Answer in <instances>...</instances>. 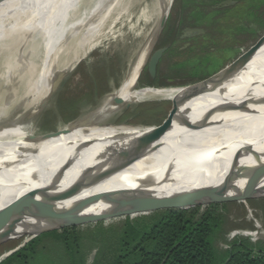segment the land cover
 I'll list each match as a JSON object with an SVG mask.
<instances>
[{
    "label": "bare ground",
    "instance_id": "bare-ground-1",
    "mask_svg": "<svg viewBox=\"0 0 264 264\" xmlns=\"http://www.w3.org/2000/svg\"><path fill=\"white\" fill-rule=\"evenodd\" d=\"M120 1L0 0V89L2 83L11 85L21 76L23 84L33 81L39 89L49 92V97L56 73L67 62L81 58L95 46H102L112 34L113 38L121 37L125 21L130 32L147 38L144 49L112 93L111 97L118 96L126 102L121 107L108 99L91 116L78 118L71 126L49 133L48 136L55 137L48 140L46 136L26 133L18 123L0 126V138L7 136L12 145L10 151L4 142L0 143V209L26 199L61 198L55 203L58 205L79 196L88 202L98 188L110 184L146 188L148 195L140 199H146L148 206L164 198L177 201L204 197L213 201L225 196L243 197L253 190L264 191V139H257L264 135V75L240 74L237 70L217 85L200 106L217 112V120L212 124L220 119H230L231 124L227 128L221 126L217 132H212L216 125L204 127L198 133L197 138H202L199 141L188 138L196 114L189 118L190 131H183L184 122L178 130L156 131L155 137L150 136L147 141H144L146 136L156 128H114L117 117L141 97L172 99L181 93L186 99L197 90V85H193L177 93L167 87L139 91L137 78L153 45V40L148 38L150 29L146 33L144 30L151 20L147 18V7L142 6L146 0H131L142 7L126 14L119 9ZM163 1L156 14L154 24L158 20V25L154 33L161 28L172 3V0ZM263 49L264 46L258 50ZM258 50L255 54H259ZM240 80L250 84L244 83L242 88L238 85ZM233 121L238 123L236 129ZM38 139L42 142L29 146ZM260 171L263 173L258 175ZM31 191L37 193L32 195ZM173 193L179 195L173 197ZM136 200L139 198L93 201L82 213H97L105 209L104 205ZM21 223L14 229L0 230V241Z\"/></svg>",
    "mask_w": 264,
    "mask_h": 264
},
{
    "label": "rangeland",
    "instance_id": "rangeland-1",
    "mask_svg": "<svg viewBox=\"0 0 264 264\" xmlns=\"http://www.w3.org/2000/svg\"><path fill=\"white\" fill-rule=\"evenodd\" d=\"M255 2L256 0H241L237 3H227L218 13L214 14L209 12L212 8L208 11V3L203 0L185 1L183 3L185 4L184 7H182L181 2L176 3L173 0L172 5L171 3L169 4L171 7L169 6L167 9L166 14H168L165 24H169L167 27L175 25L178 29V36L174 44L163 52L159 60L158 67L161 77L165 78L169 84L177 82L189 83L206 79L209 81L219 78L237 58L264 35V8L261 9L259 17L255 16ZM162 4H164L162 0H146V3L142 5L148 9L147 18L151 20V24H154L156 14ZM137 6H139L138 3L135 4L131 0H122L120 1L119 9L120 11L125 10L124 14L131 11L135 13L142 7ZM199 10L203 12L199 14ZM257 21L258 25L256 24ZM151 24L148 23L144 30L146 33L150 29L149 35H147L152 40L158 20L152 28ZM127 25L128 23L125 21L122 25L123 35L121 37L113 38L112 34L102 46H95L84 56L76 59L77 61L71 60L67 62L60 70L61 72L56 73V78L54 74L56 81L49 97V92H46L45 89H39L33 81L23 84L22 79H19L21 76H18L17 81L11 85L2 83L0 89V126L6 123H18L24 127L26 133L32 136H46L45 140H48L55 137V135L48 136L49 133L71 126L78 118L86 115L91 116L98 105L101 103L105 104L111 100L112 93L115 92L129 68L139 56L140 51L145 47L147 38L144 35H134L129 31ZM161 34L157 43L164 39L163 34ZM263 46L264 44L261 47ZM258 51L259 54L253 55L238 68L240 74L254 73L264 75V49ZM145 69L143 68L141 71L138 80L139 84L145 81ZM244 83H246L245 80L238 81V85L242 88ZM246 84L249 85L250 82ZM146 88V86L143 87L142 85L138 87L139 91ZM185 88L188 87L170 86L166 89L177 93V91ZM217 88L218 86L208 85V89L204 90L205 92L203 91L194 97L191 96L186 99L183 98L184 95L181 93H178L172 99L152 100L147 97H141L139 102L130 104V107L117 117L114 128L116 130H123L126 127L158 129L157 125L171 123L167 129L177 128L178 130L179 126L185 122V119L189 120L192 115L196 114L193 124L194 129H190L193 131H191L188 138L199 141L202 138H197L199 136L198 133L204 127L216 125L212 127V130H214L212 132H217L221 130V126L224 125V128H227V125L231 124L230 119H220L217 124H212V122L217 120V112L200 106L201 102L210 97V94ZM251 89L252 92H256L254 85H252ZM232 124L235 125L236 129L238 123L233 121ZM206 132L211 133V131ZM18 139H21L20 136ZM257 139H264V135ZM1 142H4L7 145H5L6 149L11 151V141L7 136L1 137ZM41 142L42 139H38L29 146L31 147ZM118 187L120 186L111 184L101 186L88 202L100 201L109 193L117 190ZM25 191L26 189L22 190V192ZM35 193L37 192L31 191L30 194L33 195ZM177 195L179 194L174 193L173 197H177ZM138 198L140 199L141 196L132 198V195H126L117 200L121 202L124 199ZM65 201L67 204H58L56 209L84 202L79 196H73L72 199ZM210 204L212 203L195 204L191 208L198 207L199 213H203ZM221 204H225L222 206L224 207L222 212L227 215L228 221L234 223L235 226H241L246 223L251 224L253 228H230L225 234L224 241L219 240L217 242L219 246L226 248L228 247L227 242L238 238H245L251 243L264 244V198L229 201ZM136 215L129 217H135ZM125 218L126 216L107 219L103 221V224L116 223L121 225ZM25 221H28L29 224H26ZM88 225L89 223L80 224L78 229L83 232L92 230V226L89 227ZM49 227H52L50 223L29 217L26 218L9 237L4 239V241H0V261L9 255L6 252L10 248H15L17 244H20L19 248H21L35 239L33 242L35 250L33 256L28 259V262H17V264H68V256L62 247L56 244L57 242L51 232L53 229H46ZM235 230H240V234L235 232ZM23 235L25 236L21 240H16ZM92 244L89 239L83 241L84 252H86L89 264V259H91L92 255Z\"/></svg>",
    "mask_w": 264,
    "mask_h": 264
},
{
    "label": "trees",
    "instance_id": "trees-1",
    "mask_svg": "<svg viewBox=\"0 0 264 264\" xmlns=\"http://www.w3.org/2000/svg\"><path fill=\"white\" fill-rule=\"evenodd\" d=\"M185 1L188 0H175L176 3L181 2L182 7L185 6L183 4ZM203 1L208 3V11L212 8L209 12L216 14L227 3H237L241 0ZM254 5L255 16L259 17L261 9L264 8V0H256ZM167 26L169 24L166 23L162 30L164 39L157 43L156 48L169 49L176 41L177 27ZM158 66L159 62L154 77L145 69V81L140 85L166 88L198 82L169 84L161 77ZM123 194L137 198L147 196L148 190L139 185H122L100 201L117 200L122 198ZM195 200L201 203L210 202L204 197ZM223 205L212 203L203 213H199L198 207L160 209L135 217L126 216L121 225L116 223L104 225L103 221H98L89 223L88 226H92V230L85 232L78 229L80 224L56 227L51 232L56 244L61 246L68 256V264H89L83 247L85 239L93 243L90 264H264L263 243H251L245 238H238L227 242L226 248L217 244L219 240L224 241L225 234L230 228H253L251 224L235 226L228 221L227 215L222 212ZM25 235L16 240H21ZM34 241L35 239L9 254L0 261V264L28 262L35 253Z\"/></svg>",
    "mask_w": 264,
    "mask_h": 264
},
{
    "label": "water",
    "instance_id": "water-1",
    "mask_svg": "<svg viewBox=\"0 0 264 264\" xmlns=\"http://www.w3.org/2000/svg\"><path fill=\"white\" fill-rule=\"evenodd\" d=\"M173 1V0H172ZM172 5V3H171ZM171 7V6H170ZM168 14V13H167ZM167 18V15H166ZM166 18L159 29L152 38L153 45L148 56L146 63L141 68L147 69V72L151 77H154L157 69L158 62L163 55V52L166 50V47H159L155 48L157 41L160 37V34L164 28ZM264 44V35L260 37L246 52H244L239 58H237L230 67L224 72L219 78L215 80H201L196 83L190 85H183L179 86V88L183 87H191L193 85H198L197 90L192 94V97L198 95L199 93L203 92L204 90L208 89V85L215 87L220 83L224 82L229 76L233 75L237 72L238 68L241 67L243 63L248 61L256 51ZM141 74V72H140ZM139 74V76H140ZM139 76L137 81L139 80ZM211 79V78H209ZM139 83V82H138ZM146 86V85H143ZM146 87H154V86H146ZM154 88H161V87H154ZM211 88V87H210ZM111 102L116 105L117 107L124 105L126 102L118 97L113 96L111 97ZM191 122L188 119H185L183 131L189 130L191 126ZM171 123H164L157 125L158 128L155 131H152L150 135H147L144 141L149 140V137L152 139L155 137L154 133L159 130H164L169 128ZM263 171L258 172L257 174H261ZM257 176V175H255ZM254 178V176L252 177ZM252 198H264V191L253 190L249 191L243 197H222L208 203H223L229 201H246ZM61 199H50L46 201H31L29 199L14 201L9 205L0 209V230L2 229H14L19 223L24 220L25 217L33 218L36 220L44 221L50 223L52 227L46 229H53L60 226L65 225H76V224H84V223H92L98 221H104L111 218L121 217V216H132L136 214H147L155 210L159 209H188L195 204H205L201 202H196V200H190L187 198L177 200V201H170L169 198H164L159 200L155 205L148 206L146 204V199H139L134 202L125 204L119 203L116 205H104L102 208L104 210H100L97 213H86L83 214L82 212L90 206L88 202H80L73 205H68L60 209H56L55 203L60 201ZM26 224H29L28 221H25ZM6 236V235H5ZM4 236V237H5ZM5 239V238H4ZM2 239V240H4ZM1 240V241H2ZM20 245V244H19ZM16 246L13 249H10L7 254H11L20 246ZM6 254V255H7ZM5 255V254H4ZM226 264V263H223Z\"/></svg>",
    "mask_w": 264,
    "mask_h": 264
},
{
    "label": "built area",
    "instance_id": "built-area-1",
    "mask_svg": "<svg viewBox=\"0 0 264 264\" xmlns=\"http://www.w3.org/2000/svg\"><path fill=\"white\" fill-rule=\"evenodd\" d=\"M246 231H248V230H246ZM235 232H237V233H239V232H241L240 230H235ZM244 232V231H243ZM240 234V233H239ZM241 235H242V233H241Z\"/></svg>",
    "mask_w": 264,
    "mask_h": 264
},
{
    "label": "flooded vegetation",
    "instance_id": "flooded-vegetation-1",
    "mask_svg": "<svg viewBox=\"0 0 264 264\" xmlns=\"http://www.w3.org/2000/svg\"><path fill=\"white\" fill-rule=\"evenodd\" d=\"M249 235H250V232H249ZM252 237V236H251ZM256 239V238H255Z\"/></svg>",
    "mask_w": 264,
    "mask_h": 264
}]
</instances>
